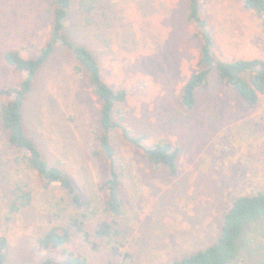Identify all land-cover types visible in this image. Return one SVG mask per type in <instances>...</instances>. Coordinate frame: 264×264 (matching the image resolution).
Listing matches in <instances>:
<instances>
[{
  "label": "rangeland",
  "instance_id": "1",
  "mask_svg": "<svg viewBox=\"0 0 264 264\" xmlns=\"http://www.w3.org/2000/svg\"><path fill=\"white\" fill-rule=\"evenodd\" d=\"M86 2L92 6L83 9ZM189 0H72L66 23L74 44L87 46L104 79L126 89L115 117L149 143L180 147L178 171L155 167L141 150L112 133L122 171L123 213L105 210L109 160L98 154L100 101L79 69L71 48L56 44L39 70L23 107L27 135L48 161L73 179L87 201L86 230L97 249L71 228L66 249L87 264H172L212 245L225 213L242 194L264 191V95L255 107L225 87L216 71L196 93L193 109L180 103L187 78L196 71L202 38L187 19ZM51 0H0L1 89L24 78L4 60L11 49L37 55L52 26ZM201 14L226 61L264 59V26L242 0H202ZM0 122V236L8 240L4 264L61 260L60 250L40 252L38 240L53 224L66 225L78 211L57 184L46 185L31 169ZM12 204L18 209L13 210ZM101 219L114 221L111 237L94 234ZM116 224V225H115ZM121 243L123 255L111 252ZM230 264H264V217L248 223Z\"/></svg>",
  "mask_w": 264,
  "mask_h": 264
},
{
  "label": "trees",
  "instance_id": "2",
  "mask_svg": "<svg viewBox=\"0 0 264 264\" xmlns=\"http://www.w3.org/2000/svg\"><path fill=\"white\" fill-rule=\"evenodd\" d=\"M202 0H189L187 19L196 23L198 31L194 37H201L199 57L194 71L185 81L180 95V103L186 109H193L197 91L209 85L210 74L218 73L221 83L231 88L249 107H255L261 95H264V59H236L226 61L214 51V38L208 21L201 14ZM243 6L257 14L264 26V0H242ZM52 26L48 41L37 55L25 57L16 49L4 53L5 62L17 71L25 73L17 85H7L1 89L5 100L0 107V122L8 136V143L22 153L23 160L33 169L46 185H59L68 195L72 205L78 211L66 225L53 224L38 240L40 252L60 250L64 257L57 260L47 257L38 264H87L81 254L66 249L71 241V228L80 233L92 249L98 244L92 241L86 230L87 214L83 208L87 201L77 189L73 179L61 167L48 161L41 149L27 135L23 124V107L27 96L41 67L48 61L56 44L71 48L79 69L87 73L89 84L100 101V134L97 137L98 154L109 160V175L105 179V210L114 217L123 213L124 201L120 195L122 171L117 164V154L112 142V133L120 130L122 138L139 148L144 158L153 166L167 167L171 174L178 171V159L181 149L171 142L149 143L146 134H135L123 121L116 119L115 110L119 102L128 98L126 89L112 87L103 77L100 63L94 53L85 45L74 44L67 33L66 23L72 6V0H51ZM83 9L89 12L92 6L86 2ZM12 209L18 207L12 204ZM264 217V191L237 196L224 215L221 231L216 241L206 248L189 253L172 264H230L238 257L239 243L246 225L257 218ZM116 225V224H115ZM115 232L114 221L101 219L96 223V237H111ZM121 243L111 244V252L123 255ZM8 257V240L0 236V264Z\"/></svg>",
  "mask_w": 264,
  "mask_h": 264
}]
</instances>
